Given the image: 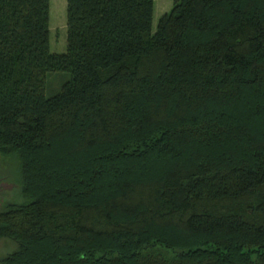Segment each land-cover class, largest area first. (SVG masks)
I'll list each match as a JSON object with an SVG mask.
<instances>
[{
	"label": "trees",
	"instance_id": "trees-1",
	"mask_svg": "<svg viewBox=\"0 0 264 264\" xmlns=\"http://www.w3.org/2000/svg\"><path fill=\"white\" fill-rule=\"evenodd\" d=\"M172 2L0 0V264H264V0Z\"/></svg>",
	"mask_w": 264,
	"mask_h": 264
},
{
	"label": "rangeland",
	"instance_id": "rangeland-1",
	"mask_svg": "<svg viewBox=\"0 0 264 264\" xmlns=\"http://www.w3.org/2000/svg\"><path fill=\"white\" fill-rule=\"evenodd\" d=\"M173 0H154L151 31L156 29L159 16L171 8ZM49 49L62 52L66 49V0H49ZM70 77L67 70L49 72L46 76L45 94L52 95L57 92L62 83ZM7 160L0 157V184L10 183L0 191V209L9 202H22L25 200L20 193L19 164L16 167L14 159ZM1 188V185H0ZM16 247V242L8 237H0V259Z\"/></svg>",
	"mask_w": 264,
	"mask_h": 264
},
{
	"label": "water",
	"instance_id": "water-1",
	"mask_svg": "<svg viewBox=\"0 0 264 264\" xmlns=\"http://www.w3.org/2000/svg\"><path fill=\"white\" fill-rule=\"evenodd\" d=\"M0 185H1V187H5V186H9L11 184L10 183H8V184L7 183H1Z\"/></svg>",
	"mask_w": 264,
	"mask_h": 264
},
{
	"label": "flooded vegetation",
	"instance_id": "flooded-vegetation-1",
	"mask_svg": "<svg viewBox=\"0 0 264 264\" xmlns=\"http://www.w3.org/2000/svg\"><path fill=\"white\" fill-rule=\"evenodd\" d=\"M3 190L2 187L0 188V191Z\"/></svg>",
	"mask_w": 264,
	"mask_h": 264
}]
</instances>
